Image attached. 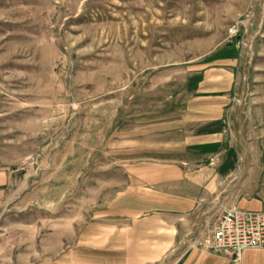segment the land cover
Returning <instances> with one entry per match:
<instances>
[{
    "label": "rangeland",
    "instance_id": "rangeland-1",
    "mask_svg": "<svg viewBox=\"0 0 264 264\" xmlns=\"http://www.w3.org/2000/svg\"><path fill=\"white\" fill-rule=\"evenodd\" d=\"M233 58L238 167L167 255L206 249L246 177L264 198V0H0V264L159 254L126 229L143 217L133 198L156 157L187 152L154 142L152 128L182 98V66Z\"/></svg>",
    "mask_w": 264,
    "mask_h": 264
},
{
    "label": "crops",
    "instance_id": "crops-1",
    "mask_svg": "<svg viewBox=\"0 0 264 264\" xmlns=\"http://www.w3.org/2000/svg\"><path fill=\"white\" fill-rule=\"evenodd\" d=\"M236 64L237 58H233L213 66H182L188 71L182 90L178 91L182 98L174 102V112L170 111L152 128L154 142L159 139V143L167 145L163 148L186 151L187 155L156 157L160 162L153 163L152 176H145L144 183L151 184L146 187L147 194L140 198L138 192H142L137 190V197L133 198L144 207L132 212L143 217L136 224L128 223L126 229L129 234L135 231L136 236L142 235L144 244L160 248L159 254L144 255L139 261L143 264H264V248H246L239 260L194 245H188V250L178 255L163 253L177 244L187 226L190 228L193 216L202 213L203 203L213 196L222 178L235 173L238 167L227 133ZM5 181V176L0 175V184ZM243 183L238 205L263 209V195L256 196L257 191L249 189V177ZM147 213L151 217L144 216Z\"/></svg>",
    "mask_w": 264,
    "mask_h": 264
},
{
    "label": "built area",
    "instance_id": "built-area-1",
    "mask_svg": "<svg viewBox=\"0 0 264 264\" xmlns=\"http://www.w3.org/2000/svg\"><path fill=\"white\" fill-rule=\"evenodd\" d=\"M193 241L192 245H196ZM203 246L210 252L239 260L246 248H264V208L248 209L233 204L223 207Z\"/></svg>",
    "mask_w": 264,
    "mask_h": 264
}]
</instances>
